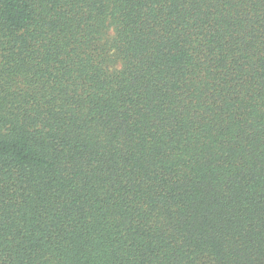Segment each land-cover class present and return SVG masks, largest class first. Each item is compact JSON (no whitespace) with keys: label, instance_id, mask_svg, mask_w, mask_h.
<instances>
[{"label":"trees","instance_id":"trees-1","mask_svg":"<svg viewBox=\"0 0 264 264\" xmlns=\"http://www.w3.org/2000/svg\"><path fill=\"white\" fill-rule=\"evenodd\" d=\"M0 264H264V0H0Z\"/></svg>","mask_w":264,"mask_h":264}]
</instances>
